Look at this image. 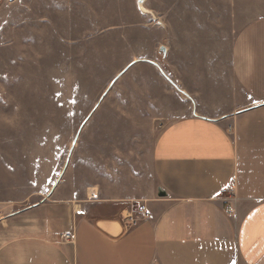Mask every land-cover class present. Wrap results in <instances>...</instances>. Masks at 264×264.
I'll return each instance as SVG.
<instances>
[{
  "label": "crops",
  "instance_id": "1",
  "mask_svg": "<svg viewBox=\"0 0 264 264\" xmlns=\"http://www.w3.org/2000/svg\"><path fill=\"white\" fill-rule=\"evenodd\" d=\"M224 2L227 30L168 37L149 65V150L114 178L70 174L71 152L42 200L0 216V264H264V0Z\"/></svg>",
  "mask_w": 264,
  "mask_h": 264
},
{
  "label": "rangeland",
  "instance_id": "2",
  "mask_svg": "<svg viewBox=\"0 0 264 264\" xmlns=\"http://www.w3.org/2000/svg\"><path fill=\"white\" fill-rule=\"evenodd\" d=\"M217 1L225 5L0 0V216L42 200L71 152L70 174L90 161L88 170L103 165L112 178L130 172L159 128L146 88H161L149 65L162 68L168 37H204L211 23L227 30L234 15L212 13Z\"/></svg>",
  "mask_w": 264,
  "mask_h": 264
},
{
  "label": "built area",
  "instance_id": "3",
  "mask_svg": "<svg viewBox=\"0 0 264 264\" xmlns=\"http://www.w3.org/2000/svg\"><path fill=\"white\" fill-rule=\"evenodd\" d=\"M221 193H227V194L229 195V198H230L231 200H233V197H232V196H233V189H232L230 186H226V187H224L223 189H221ZM227 211H228V212H231L232 209H231V208H227ZM139 212H140L144 217L147 216V213L144 211L143 208H140V209H139ZM129 219H130V221L132 222V224H134V223H136V222L139 221V218H138L137 216H135V215H131V216L129 217ZM63 236H64L65 240H71V241H72V237H71L70 233H65Z\"/></svg>",
  "mask_w": 264,
  "mask_h": 264
},
{
  "label": "water",
  "instance_id": "4",
  "mask_svg": "<svg viewBox=\"0 0 264 264\" xmlns=\"http://www.w3.org/2000/svg\"><path fill=\"white\" fill-rule=\"evenodd\" d=\"M159 52H160V53H163V52H164V47L161 46L160 49H159ZM122 72H123V71H122ZM122 72H121L120 74H118L117 77L120 76V75L122 74ZM117 77H116V78H117ZM116 78H115V79H116ZM115 79H114V80H115ZM111 84H112V83H111ZM110 86H111V85H110ZM110 86H109V88H110ZM109 88H108V89H109ZM177 89H178V88H177ZM107 91H108V90H107ZM76 138H77V135H76L75 139H76ZM72 147H73V146H72ZM72 147H71V149H72ZM71 149H70V151H71Z\"/></svg>",
  "mask_w": 264,
  "mask_h": 264
},
{
  "label": "bare ground",
  "instance_id": "5",
  "mask_svg": "<svg viewBox=\"0 0 264 264\" xmlns=\"http://www.w3.org/2000/svg\"><path fill=\"white\" fill-rule=\"evenodd\" d=\"M94 191V190H93ZM90 194V193H89ZM77 208V207H76Z\"/></svg>",
  "mask_w": 264,
  "mask_h": 264
}]
</instances>
